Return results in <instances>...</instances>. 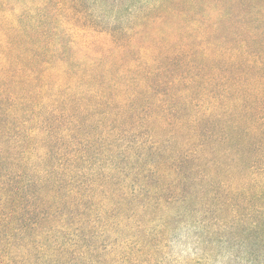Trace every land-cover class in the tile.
Masks as SVG:
<instances>
[{
  "label": "trees",
  "instance_id": "obj_1",
  "mask_svg": "<svg viewBox=\"0 0 264 264\" xmlns=\"http://www.w3.org/2000/svg\"><path fill=\"white\" fill-rule=\"evenodd\" d=\"M18 1L0 0V264H116L120 256L152 264L150 245L92 247L69 258L49 235L80 205L117 230L138 198L147 199L141 217L173 191L179 204L172 200L150 231L144 223L147 237L170 227L168 239L188 203L207 198L204 184L219 174L211 160L216 168L231 160L227 178L243 174L244 186L231 191L247 205V225L217 259L186 264H264V22L225 21L254 10L57 0L49 15L40 9L48 0L36 8ZM86 3L103 25L80 10ZM171 132L187 133V142L177 146ZM95 229L83 222L80 243Z\"/></svg>",
  "mask_w": 264,
  "mask_h": 264
},
{
  "label": "rangeland",
  "instance_id": "obj_2",
  "mask_svg": "<svg viewBox=\"0 0 264 264\" xmlns=\"http://www.w3.org/2000/svg\"><path fill=\"white\" fill-rule=\"evenodd\" d=\"M132 2L138 8L173 5L193 6L198 9H206L208 7L216 9L223 8L228 10V12L254 10L252 18H249L246 14V17L240 16L238 18L237 16H234L233 19L229 17L230 19L225 21L233 23L234 21L251 22V24L254 25L256 22H264V0H181L167 3L164 0H132ZM16 4L18 6H26L27 8H36L42 3L40 0H19ZM57 5V0H48L47 6H42L40 9L43 10L45 14L50 15V11L57 7ZM80 10H85L89 16V21L96 25H103V20L97 18L95 14H92L90 11V3H86ZM53 20L57 22L64 21L61 17H55ZM206 20L217 21V18L213 16ZM37 21L44 22L46 21V17L40 16L37 18ZM175 134L177 138L174 137L172 132L168 135L175 138L178 142L177 146L187 142V133ZM197 145L198 144H195L191 146V148L195 150ZM231 158H234V156ZM211 163L213 164H209L208 169H210V171L219 169V174L217 172L215 173L214 180L210 183V186L204 184L208 187L205 192L207 198L204 197L201 199V196L204 195L201 194L199 197L200 199L197 198L198 200L195 199L188 203L184 213L178 217H184V219L177 224L174 223L173 227H176V230L168 239L164 238L163 235L169 231L170 227H164L159 231L160 234L153 233L151 237H147L144 234H149L150 232L145 230L144 223L148 224L146 227L150 231L151 226L156 224L151 223V221L156 218L155 216H161L164 219L166 218L169 204L172 200L176 201L173 204H179L177 203L179 193L173 191H167L160 203L159 201H156L154 208L148 209V211L141 217L137 216L136 212L145 209L141 206L147 203V199L138 198V201L133 203L132 210L124 219L118 221V223L114 220L116 222V227H118L117 230L104 229L101 224L94 223V220H97L95 210L85 205H80V209L76 211L74 215H71V223L64 225L61 229L56 230L49 235L51 245L54 250L66 252L69 258L78 257L81 251L92 247H99L100 249L104 248L106 253H109L110 250L114 249L124 252L126 246H129L134 250L145 251L150 245V252H152L150 258L152 259V264H186L194 258H203V256L204 258H208V261L213 258L217 259L218 252L221 251L222 248H225L228 245L236 246L239 244V240L243 238L244 235L242 232L245 230L244 225L247 224L241 220L247 215L248 210L247 207H245L247 205L244 199L235 197L231 191V184L235 188H242L244 186L243 174L237 171L232 173L231 179L225 176V167H228L231 160H228L225 165L220 168H216L217 162L211 160ZM257 165L260 167L263 166L262 163ZM252 166L253 163H250L245 166L244 169H251ZM188 168L189 174L196 175L195 172L191 171L192 164H189ZM252 171H246V174L252 176L253 174L260 173L261 169L255 168ZM227 180H229V182H227ZM218 187L223 188L220 190ZM77 188V182L74 185L65 188V196L70 192H74ZM117 188H119V185L117 182H114L113 189ZM88 192L89 189H83V200H86L90 196L88 195ZM86 202L88 205H93L92 199H87ZM222 219H225V222H227V228L222 226L224 221H221L219 226L218 221ZM83 222L85 225L95 226L96 229L85 232L86 235L91 237L83 238L80 243L81 225ZM121 225L126 228L120 229ZM107 231L109 232L108 236L110 235V240L103 242L108 238L104 235ZM140 231H142L143 234L139 233ZM122 232L124 235L120 236ZM97 236L100 238H97ZM145 260V258H142L141 262H145ZM116 264L128 263L126 258L120 256L117 257ZM214 264H218V262Z\"/></svg>",
  "mask_w": 264,
  "mask_h": 264
}]
</instances>
